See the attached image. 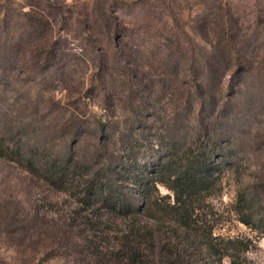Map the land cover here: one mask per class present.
I'll use <instances>...</instances> for the list:
<instances>
[{
    "label": "rangeland",
    "instance_id": "rangeland-1",
    "mask_svg": "<svg viewBox=\"0 0 264 264\" xmlns=\"http://www.w3.org/2000/svg\"><path fill=\"white\" fill-rule=\"evenodd\" d=\"M199 148L187 229L86 192ZM0 264H264V0H0Z\"/></svg>",
    "mask_w": 264,
    "mask_h": 264
},
{
    "label": "trees",
    "instance_id": "trees-1",
    "mask_svg": "<svg viewBox=\"0 0 264 264\" xmlns=\"http://www.w3.org/2000/svg\"><path fill=\"white\" fill-rule=\"evenodd\" d=\"M175 163L172 156L159 162L150 176L146 179L142 175L138 176L127 191L118 188L109 178L90 177L86 192L110 209L133 216L152 212L154 204L155 208L158 207V199L154 198V194H158V183L163 184L173 193V200L166 203L165 208H160V213L168 214L177 227L187 229L188 219L193 212L192 202L210 190L216 163L210 153L202 148L197 149L183 164ZM134 194L139 196L138 205L132 200ZM146 216L151 218L153 215L149 213ZM159 218L162 219L163 215ZM224 254L233 256L232 253Z\"/></svg>",
    "mask_w": 264,
    "mask_h": 264
}]
</instances>
